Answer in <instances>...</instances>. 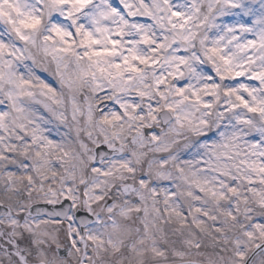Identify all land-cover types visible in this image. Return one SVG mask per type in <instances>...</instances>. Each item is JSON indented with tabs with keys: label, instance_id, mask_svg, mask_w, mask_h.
I'll list each match as a JSON object with an SVG mask.
<instances>
[{
	"label": "clouds",
	"instance_id": "clouds-1",
	"mask_svg": "<svg viewBox=\"0 0 264 264\" xmlns=\"http://www.w3.org/2000/svg\"><path fill=\"white\" fill-rule=\"evenodd\" d=\"M0 264H264V0H0Z\"/></svg>",
	"mask_w": 264,
	"mask_h": 264
}]
</instances>
